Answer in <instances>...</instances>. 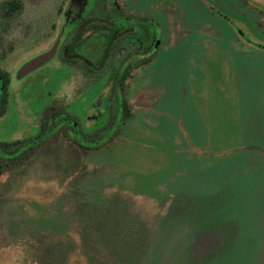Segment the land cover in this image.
<instances>
[{
	"label": "rangeland",
	"instance_id": "obj_1",
	"mask_svg": "<svg viewBox=\"0 0 264 264\" xmlns=\"http://www.w3.org/2000/svg\"><path fill=\"white\" fill-rule=\"evenodd\" d=\"M23 1L8 73L66 0ZM252 1L154 0L161 45L127 82L121 133L93 149L51 139L0 181V264H264V18L239 24L243 45L210 13L248 18Z\"/></svg>",
	"mask_w": 264,
	"mask_h": 264
},
{
	"label": "flooded vegetation",
	"instance_id": "obj_2",
	"mask_svg": "<svg viewBox=\"0 0 264 264\" xmlns=\"http://www.w3.org/2000/svg\"><path fill=\"white\" fill-rule=\"evenodd\" d=\"M69 4L70 0L60 2L51 22L39 21L38 32L29 26V44L36 48L15 72L0 70L7 79L4 83L0 78V85H7V102L0 107V181L21 168L35 147L51 139L93 149L109 143L111 134H120L126 122L127 82L154 62L160 48L162 33L154 18V0H89L82 16L65 25ZM210 13L227 23L233 39L243 45L251 39L239 24L249 30L248 22L253 21L249 16L264 18V8L255 0L250 8L248 4V18L231 20L219 10ZM59 37L54 57L17 79L18 70L49 52ZM59 85H73L70 98L59 94ZM32 100L39 103L38 109L28 106ZM10 110L16 111L19 122L6 133L2 123L10 118Z\"/></svg>",
	"mask_w": 264,
	"mask_h": 264
},
{
	"label": "trees",
	"instance_id": "obj_3",
	"mask_svg": "<svg viewBox=\"0 0 264 264\" xmlns=\"http://www.w3.org/2000/svg\"><path fill=\"white\" fill-rule=\"evenodd\" d=\"M25 3L23 0H2L0 1V55L3 58L5 55L11 53L13 51V44L12 43H5L3 34L6 33L12 23H14L24 12ZM0 78L6 83V75L0 71ZM6 86L7 85H0V107H4L7 102V95H6ZM126 114L125 120H129L131 118V111L127 105V101L124 99ZM113 131V130H112ZM110 141L113 138L117 137L118 134H111Z\"/></svg>",
	"mask_w": 264,
	"mask_h": 264
},
{
	"label": "water",
	"instance_id": "obj_4",
	"mask_svg": "<svg viewBox=\"0 0 264 264\" xmlns=\"http://www.w3.org/2000/svg\"><path fill=\"white\" fill-rule=\"evenodd\" d=\"M88 2L89 0H70L69 7L65 12V19H66L65 25L76 22L82 16L85 8L88 5ZM59 39L60 37L58 38L54 47L49 52L37 57L36 59L22 66L17 72V79H21L25 77L30 72L48 63L55 55ZM159 41L160 40L158 39V43ZM259 48L264 49V46H259Z\"/></svg>",
	"mask_w": 264,
	"mask_h": 264
}]
</instances>
